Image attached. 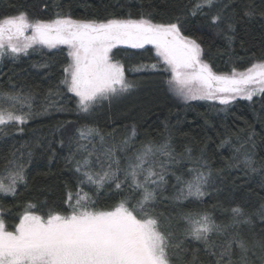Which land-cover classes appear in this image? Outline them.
I'll return each mask as SVG.
<instances>
[{
    "label": "trees",
    "instance_id": "trees-1",
    "mask_svg": "<svg viewBox=\"0 0 264 264\" xmlns=\"http://www.w3.org/2000/svg\"><path fill=\"white\" fill-rule=\"evenodd\" d=\"M196 3L197 0H0V15L12 14L16 9L40 19L55 18L57 12L70 14L73 19L97 20L128 18L129 14L139 18L143 14L155 23L172 22L181 16L182 31L202 44L203 58L213 71L244 70L250 63L264 59V17L260 15L264 0H215L213 7H205L193 16L191 10ZM249 5L256 13L251 18L243 15ZM217 13L225 21L219 29L209 26ZM227 22L234 24V32L227 30ZM229 36L233 37L231 44ZM113 52L114 59L124 65L125 77L132 87L110 102L96 105L89 113L78 111L76 98L60 83L69 62L66 47L51 50L36 46L26 56L2 57L0 93L32 97L31 108L25 106L18 111L32 113L26 123L0 127V180L5 181L18 165H23L25 177L23 182H17L15 195L0 193V213L9 228L18 222L29 203L44 214L68 210L69 193L74 197L72 203L78 192L86 193L98 208H107L128 196L127 188L115 194L107 186L98 191L93 184L81 183L83 177L75 171V161L87 156V152L77 151L80 144L86 145L93 152L92 171L101 172V165L106 168L109 163L104 149L119 145L135 128L127 155L148 141L169 142L178 161L170 172L188 180V169L195 168L209 177L207 195L175 200L182 185H177L175 176L169 174L154 201L156 213L163 214L162 223L167 226L170 222L175 234L185 240L190 251L182 256L190 259L191 249L203 248L200 242L183 235L185 222L181 217L189 212H208L217 224L228 225L229 232L239 231L250 243L264 237V220L258 214L264 206V95L254 96L252 101L237 98L229 105L186 101L170 89L169 73L151 68L132 71L140 65L157 63L152 47L121 46ZM83 126L99 129L104 141L100 136L80 140L76 129ZM116 155L123 179L126 154L117 151ZM246 156L251 157L255 172L243 163ZM9 161L15 163L9 165ZM132 195L135 203L140 194ZM237 206L244 210V218L252 220L251 225L232 224L231 208ZM212 239L219 242L223 237L213 233ZM253 251L254 255L249 253L251 264H264V251L259 247ZM200 258L210 259L202 251Z\"/></svg>",
    "mask_w": 264,
    "mask_h": 264
},
{
    "label": "snow or ice",
    "instance_id": "snow-or-ice-1",
    "mask_svg": "<svg viewBox=\"0 0 264 264\" xmlns=\"http://www.w3.org/2000/svg\"><path fill=\"white\" fill-rule=\"evenodd\" d=\"M214 2L197 0L191 14L195 16L203 8L213 7ZM255 14L251 5L243 13L248 18ZM260 15L264 17V11ZM224 22L217 13L211 17L209 26L219 29ZM227 30L235 31L232 22H227ZM232 39L228 37L229 44ZM62 45L67 47L69 62L60 83L76 98L77 109L82 113L91 112L96 105L110 102L132 87L125 77L124 65L114 59L113 50L121 45L132 49L151 45L157 63L140 65L132 71L151 68L169 73L170 89L186 101L215 100L229 105L237 98L252 101L254 96L264 95V59L250 63L244 70L213 71L203 58L202 44L182 31L181 16H176L172 22L155 23L143 14L139 18L129 14L128 18L97 20L73 19L70 14L57 12L55 18L40 19L32 18L26 10L16 9L12 14L0 15V58L26 56L29 49L36 46L57 49ZM31 99L19 93H0V126L26 123L32 113L18 114V111L25 106L31 108ZM76 132L80 140L100 136L101 142L104 141L99 129L92 126L77 128ZM135 135L133 128L131 136L119 145L104 149L109 163L106 168L101 165V172L92 171L93 152L88 151L86 145L80 144L77 151L87 152V156L75 161V171L83 177L81 183L93 184L98 191L107 186L114 189L115 194L127 188L130 189L128 196L107 208H98L86 193L78 192L75 203L69 193L68 210H49L44 214L29 203L11 228L0 216V264H251L249 253L254 255L255 247L264 251V237L250 243L239 231L229 232L228 225L217 224L208 212H189L181 217L185 222L183 235L200 242L203 248L191 249L190 259L182 256L181 253L190 251L185 240L175 234L170 222L167 226L162 223L163 214L156 213L154 201L169 174L175 176L177 185H182L173 197L175 200L207 195L205 186L209 177L195 168L188 169L191 175L188 180L170 172L178 161L169 142L148 141L127 155ZM71 139L69 137L70 142ZM117 151L126 154L123 179L119 175L122 170ZM97 162H100L99 157ZM243 163L256 171L251 157L246 156ZM24 179L23 165L16 166L9 172L8 184L0 180V193L15 195L17 182ZM136 192L140 194L139 199L132 203V194ZM231 213L233 225L252 224L251 219L244 218L241 207L231 208ZM258 214L264 220V206ZM213 233L223 239L217 242L212 239ZM201 251L210 259L202 260Z\"/></svg>",
    "mask_w": 264,
    "mask_h": 264
},
{
    "label": "rangeland",
    "instance_id": "rangeland-1",
    "mask_svg": "<svg viewBox=\"0 0 264 264\" xmlns=\"http://www.w3.org/2000/svg\"><path fill=\"white\" fill-rule=\"evenodd\" d=\"M121 46H123V45H121ZM121 46H119V47H121ZM147 46H150V47H152L151 45H147ZM38 47H42V46H38ZM60 47H66V46H60ZM123 47H127V46H123ZM46 48V47H45ZM46 49H48V48H46ZM66 49H67V47H66ZM30 50V49H29ZM51 50H53V49H51ZM154 50V49H153ZM1 60H2V58H0V62H1ZM177 95V94H176ZM183 99V98H182ZM187 101H189V100H187ZM191 101H200V100H191ZM202 101V100H201ZM203 101H205V100H203ZM206 101H214V102H217V103H219L218 101H215V100H206ZM220 104V103H219ZM1 127V126H0ZM4 183L5 184H8L9 183V176L7 177V179L4 181ZM0 216H1V213H0Z\"/></svg>",
    "mask_w": 264,
    "mask_h": 264
}]
</instances>
